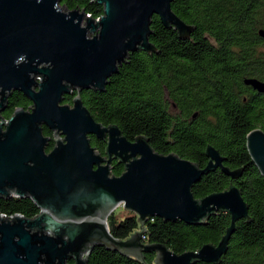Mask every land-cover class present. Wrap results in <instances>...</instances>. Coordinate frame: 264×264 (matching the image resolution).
<instances>
[{
  "label": "water",
  "instance_id": "obj_1",
  "mask_svg": "<svg viewBox=\"0 0 264 264\" xmlns=\"http://www.w3.org/2000/svg\"><path fill=\"white\" fill-rule=\"evenodd\" d=\"M61 1L0 0V199H30L39 209L31 218L0 212V264H89L96 246L144 264L146 253H155L154 264H221L237 222L251 218L249 205L234 183L201 199L192 189L218 168L233 179L243 168L231 170L211 145L205 168L160 154L147 137L129 140L118 125L97 122L79 95L64 104L75 91L103 92L131 54L158 52L150 41L155 15L183 40L195 27L173 11V0H92L104 7L99 18ZM245 84L264 93L257 78ZM14 91L32 105L5 119ZM45 127L53 137L45 136ZM91 136L106 142L105 154ZM247 149L264 177V130L247 135ZM114 160L124 165L120 176L111 174ZM120 205L142 224L125 240L108 225ZM220 211L231 222L217 245L177 254L166 244L144 242L143 226L151 218L199 226Z\"/></svg>",
  "mask_w": 264,
  "mask_h": 264
},
{
  "label": "trees",
  "instance_id": "obj_2",
  "mask_svg": "<svg viewBox=\"0 0 264 264\" xmlns=\"http://www.w3.org/2000/svg\"><path fill=\"white\" fill-rule=\"evenodd\" d=\"M61 5L85 10L94 18L104 14V7L92 0H62ZM172 9L195 27L191 39H181L155 15L150 41L158 52L131 54L103 92L75 91L65 96L64 104H72L79 95L97 122L118 125L129 140L147 137L160 154H177L205 168L206 149L211 145L231 170L243 168L237 179L218 168L204 175L192 192L201 199L234 183L249 205L251 218L237 222L221 264H264V177L247 149V135L264 130V93L245 84L248 78L264 82V37L260 34L264 0H173ZM31 105L23 93L14 91L2 116L9 119L17 108L28 110ZM44 134L53 137L46 127ZM91 143L105 154L104 141L91 136ZM53 147L54 139L47 151ZM111 170L120 176L125 168L114 161ZM0 212L31 218L39 209L30 199L12 198L0 199ZM230 222V215L222 211L199 226L154 217L143 226L144 242L166 244L177 254L199 251L206 244L217 245ZM108 225L120 240L142 228L136 214L117 222L112 213ZM155 257L146 253L145 263L154 264ZM88 263L144 264L102 246L92 250Z\"/></svg>",
  "mask_w": 264,
  "mask_h": 264
},
{
  "label": "rangeland",
  "instance_id": "obj_3",
  "mask_svg": "<svg viewBox=\"0 0 264 264\" xmlns=\"http://www.w3.org/2000/svg\"><path fill=\"white\" fill-rule=\"evenodd\" d=\"M91 36L93 35L91 34ZM114 215H115L116 221L119 222L122 219L135 215V212L125 208L123 205H120L115 209Z\"/></svg>",
  "mask_w": 264,
  "mask_h": 264
},
{
  "label": "flooded vegetation",
  "instance_id": "obj_4",
  "mask_svg": "<svg viewBox=\"0 0 264 264\" xmlns=\"http://www.w3.org/2000/svg\"><path fill=\"white\" fill-rule=\"evenodd\" d=\"M101 141H102V140H101ZM104 142H105V141H104ZM105 143H106V142H105ZM114 161H118V160H114ZM114 161H113V162H114ZM113 162H112V163H113ZM8 217H9V216H8ZM69 263H70V264H74V261H69Z\"/></svg>",
  "mask_w": 264,
  "mask_h": 264
},
{
  "label": "built area",
  "instance_id": "obj_5",
  "mask_svg": "<svg viewBox=\"0 0 264 264\" xmlns=\"http://www.w3.org/2000/svg\"><path fill=\"white\" fill-rule=\"evenodd\" d=\"M3 214V213H2ZM6 215V214H5ZM8 216V215H7ZM13 216V215H12Z\"/></svg>",
  "mask_w": 264,
  "mask_h": 264
}]
</instances>
